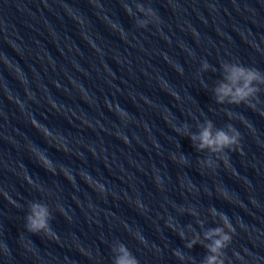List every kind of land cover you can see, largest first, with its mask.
<instances>
[{"label": "water", "instance_id": "1", "mask_svg": "<svg viewBox=\"0 0 264 264\" xmlns=\"http://www.w3.org/2000/svg\"><path fill=\"white\" fill-rule=\"evenodd\" d=\"M233 67L259 74L245 103L219 102ZM209 123L238 149L199 150ZM121 248L264 264V0H0V264H117Z\"/></svg>", "mask_w": 264, "mask_h": 264}, {"label": "clouds", "instance_id": "2", "mask_svg": "<svg viewBox=\"0 0 264 264\" xmlns=\"http://www.w3.org/2000/svg\"><path fill=\"white\" fill-rule=\"evenodd\" d=\"M227 79L229 83L222 84L217 90L219 102H223L226 97H230L231 103L240 104L247 102L248 98L257 91V89L252 87V82L259 79V74L252 70L245 71L243 68L233 67ZM249 107H251L250 104ZM122 114L125 115L123 111L119 110L118 115L121 117ZM211 128L212 126L209 123L208 126L204 128V130L199 134V150L208 149L212 152H222L224 151V149H228L229 151H235L236 149H238L240 142V133L235 128L230 127L229 131L231 132V135L222 130L216 132L213 135ZM193 139H196V137H193ZM180 159L181 161H183L185 158L181 156ZM42 160L43 165L46 168H49L50 161L46 158H42ZM222 161L225 163V165H227L228 161L226 158V153L222 158ZM85 182L89 184L91 183L88 177H85ZM32 212L33 214L28 217V230L35 234L40 230L47 229V210L45 208L34 205ZM221 218L226 225L231 227L230 220L226 215L222 214ZM221 232V229H216L210 232L207 238L211 239L213 236L220 235ZM230 240V236L223 235L221 239L213 241V245L209 250L212 253H217L218 250L224 247L225 243L229 242ZM121 252H123L124 255L117 261V264H137L134 259L129 258V254L125 249L121 248ZM207 264H218L217 257L215 255L207 257ZM219 264H223V262L221 261L219 262Z\"/></svg>", "mask_w": 264, "mask_h": 264}]
</instances>
